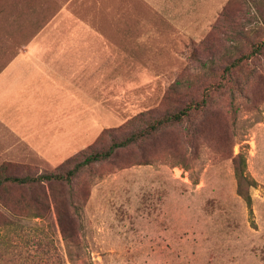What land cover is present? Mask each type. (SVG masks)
<instances>
[{"label":"rangeland","instance_id":"obj_1","mask_svg":"<svg viewBox=\"0 0 264 264\" xmlns=\"http://www.w3.org/2000/svg\"><path fill=\"white\" fill-rule=\"evenodd\" d=\"M14 1L20 15H35L37 32L35 80L0 119V168L12 164L14 174L55 171L108 146L106 131L144 129V115L181 105L177 82L201 99L217 81L205 62L224 66L225 55L247 51L245 32L261 28L264 38L254 7L264 9V0H31L32 11L28 0ZM253 65L233 115L229 95L215 93L193 128L164 129L81 174L73 189L83 251L73 248L74 264H264V61ZM238 154L258 181L254 224L238 193ZM70 190L45 183L0 191L12 203L48 196L45 218L0 208V264L57 263L51 234L67 259L53 200L71 212Z\"/></svg>","mask_w":264,"mask_h":264},{"label":"trees","instance_id":"obj_2","mask_svg":"<svg viewBox=\"0 0 264 264\" xmlns=\"http://www.w3.org/2000/svg\"><path fill=\"white\" fill-rule=\"evenodd\" d=\"M255 11L262 20L264 26V9L258 5L257 1H254ZM253 7V6H252ZM258 28L252 31L251 38L246 37V32L243 33V37L248 41V50L240 51L237 56L225 55L224 66L216 65L214 60H208L204 63L206 71L205 75L209 78H216V84L206 87L202 90V97L198 99L196 92L193 90V86H184L183 82H177V85L172 87L175 94L180 96L181 105H177L174 108L167 109L159 114H146L143 117L146 120V127L142 130L127 133L118 134L115 131H106L110 138L111 143L108 146L100 148H91L85 153L83 160L78 162L69 161L67 166H62L55 171L44 172V173H20L14 174L10 171L12 164H4L0 168V191L6 187L16 186L20 189H32L37 190L42 188L45 183L49 185L60 184L71 188L69 191V197H71V212L63 213L56 199L53 200L54 206L57 211V224L59 231L66 242V255L67 259L64 260L58 246L56 245L54 234H51V252L53 258L57 259L55 264H67V260L74 264L73 248L78 250L80 256L83 251L81 244V235L79 234L78 227L81 222V213L79 211L76 192L73 189L75 187L76 180L85 171L93 172L95 167L101 163L111 161L121 155V153L131 150L133 147L141 148V145L156 136L160 131L164 129L182 126L185 121L188 123V127L193 128L194 116L199 112L210 108L215 104V93L226 95L230 97L229 112L233 115L236 112L237 103L235 99L238 95L244 93L245 83L250 82L255 78L256 67L253 65L252 68H248V64H254L257 61H264V38L260 35L262 30ZM239 48V47H237ZM260 76V75H259ZM264 77V76H262ZM186 89V90H185ZM185 90V91H184ZM146 116V117H145ZM144 119V120H145ZM193 122V123H192ZM236 122V119L234 123ZM235 176L237 179L238 193L249 209L252 222L253 219V198L250 193V189L258 185V181L247 171V162L242 154H238L233 159ZM13 166V165H12ZM32 199V202L29 200ZM22 202H13L10 198L0 196V208L5 207L10 210L15 216L22 217H36L45 218L47 215L44 211L48 208V196L46 192H43V196L40 198H23ZM19 203V205H17ZM3 216L0 210V217ZM16 223V221H15ZM14 223V224H15ZM13 224V222H10ZM1 224H0V237H1ZM38 249L43 250L46 253V249L43 248L41 242H38ZM48 252V251H47Z\"/></svg>","mask_w":264,"mask_h":264},{"label":"crops","instance_id":"obj_3","mask_svg":"<svg viewBox=\"0 0 264 264\" xmlns=\"http://www.w3.org/2000/svg\"><path fill=\"white\" fill-rule=\"evenodd\" d=\"M8 2L9 0H0V5H6L4 11L0 10L1 120H5L24 101L30 91L32 79L35 80L36 72V17L31 13L29 16L20 15L15 11L16 1ZM28 3L30 10L36 8L35 2L28 0Z\"/></svg>","mask_w":264,"mask_h":264}]
</instances>
